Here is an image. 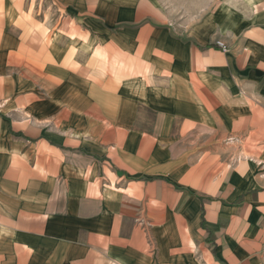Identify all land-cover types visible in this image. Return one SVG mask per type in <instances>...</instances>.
<instances>
[{
	"label": "crops",
	"instance_id": "0c3cea01",
	"mask_svg": "<svg viewBox=\"0 0 264 264\" xmlns=\"http://www.w3.org/2000/svg\"><path fill=\"white\" fill-rule=\"evenodd\" d=\"M215 3L181 38L112 31L118 0H0V92L18 72L43 111L1 114L26 147L0 150V264H264V0Z\"/></svg>",
	"mask_w": 264,
	"mask_h": 264
},
{
	"label": "rangeland",
	"instance_id": "374dc122",
	"mask_svg": "<svg viewBox=\"0 0 264 264\" xmlns=\"http://www.w3.org/2000/svg\"><path fill=\"white\" fill-rule=\"evenodd\" d=\"M122 4H120L119 9L116 10V17L119 16V20L115 22V26L111 28L114 31L115 27L118 26H127L128 28L139 29L142 27L143 24H153V25H161L170 28V32L176 36L181 38L187 37V31L189 27L196 24L199 15L197 14L198 7H205L206 12H211L212 9L215 7L216 3L215 0H118ZM124 7V10L122 8ZM196 10V12H195ZM95 21L104 20V16L95 15L93 17ZM213 46L219 47L223 53L230 52V46L226 44L222 38L213 39L212 42ZM17 71V70H16ZM8 72H13V70H8ZM15 74V73H14ZM15 81V92L6 96L3 92H0V150L7 149L10 147H14V150L21 152L25 149L26 144L25 140L19 137H13L7 131L6 128V121L2 117V115L9 117L12 120L13 128L17 130H23V128L27 129L30 126H35L31 129L36 130L38 129L36 119L38 117H42V112L39 111L38 102H32L30 105H24L25 99V90H27V86H24L22 76L15 74L13 78ZM38 85V84H37ZM36 85V86H37ZM36 90H39L35 93V97L38 99H42V97H47L48 94L43 93L38 87ZM43 93V94H42ZM7 97V98H5ZM23 106H25V110H23ZM69 116L68 112H65V115ZM2 114V115H1ZM43 118V117H42ZM36 124V125H35ZM44 124V123H41ZM41 125L40 130L46 129L53 131V128L42 127ZM60 132V130L58 131ZM28 144V143H27ZM192 144V143H190ZM184 145V144H183ZM193 157V156H192ZM190 157V167L193 166L191 171H196L194 169L193 161H196L194 158ZM158 193L165 197L168 196L167 192L163 190V188H159ZM148 197V196H147ZM186 204L188 205V201L192 202L191 197H187ZM181 198V196H179ZM155 209V208H154ZM167 207L165 206H158L156 210H153V214L157 213V221L159 225L163 224L165 218L167 216ZM146 207L143 205L141 213L138 214L139 221L143 224L146 223L148 220Z\"/></svg>",
	"mask_w": 264,
	"mask_h": 264
}]
</instances>
